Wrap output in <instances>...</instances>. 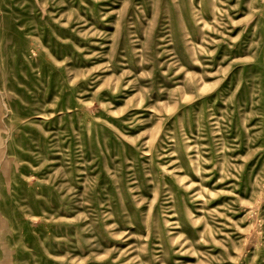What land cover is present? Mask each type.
Instances as JSON below:
<instances>
[{
    "label": "rangeland",
    "instance_id": "374dc122",
    "mask_svg": "<svg viewBox=\"0 0 264 264\" xmlns=\"http://www.w3.org/2000/svg\"><path fill=\"white\" fill-rule=\"evenodd\" d=\"M0 264H264V0H0Z\"/></svg>",
    "mask_w": 264,
    "mask_h": 264
}]
</instances>
